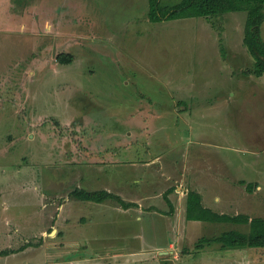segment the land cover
I'll return each instance as SVG.
<instances>
[{
	"label": "rangeland",
	"instance_id": "obj_1",
	"mask_svg": "<svg viewBox=\"0 0 264 264\" xmlns=\"http://www.w3.org/2000/svg\"><path fill=\"white\" fill-rule=\"evenodd\" d=\"M148 13L149 0H0V264H161L157 248L178 242L162 214L180 186L264 218V75L245 73L247 12ZM78 188L142 208L83 201ZM180 222L185 239L162 264H233L236 251L264 264V248H196L249 226ZM57 226L83 246L64 258L42 247Z\"/></svg>",
	"mask_w": 264,
	"mask_h": 264
},
{
	"label": "trees",
	"instance_id": "obj_2",
	"mask_svg": "<svg viewBox=\"0 0 264 264\" xmlns=\"http://www.w3.org/2000/svg\"><path fill=\"white\" fill-rule=\"evenodd\" d=\"M239 11L247 12L244 44L254 59L252 70L245 73L262 77L264 75V41L261 27L264 22V0H149L148 15L152 22H161L186 18L211 19L224 13ZM57 60L60 64L67 65L74 61V57L71 54H59ZM74 195L80 200L96 203H102L108 199L116 200L123 208L133 205L108 191L88 192L77 189ZM186 219L249 226V232L246 233L234 230L225 232L219 237L202 238L196 245L198 250L207 244L214 243L219 244L222 249L264 248V218H251L244 214L235 216L219 214L205 207L201 195L197 192L190 191L187 195ZM8 254V251L0 253L1 256Z\"/></svg>",
	"mask_w": 264,
	"mask_h": 264
},
{
	"label": "crops",
	"instance_id": "obj_3",
	"mask_svg": "<svg viewBox=\"0 0 264 264\" xmlns=\"http://www.w3.org/2000/svg\"><path fill=\"white\" fill-rule=\"evenodd\" d=\"M41 34H42V31H32L30 33V35H32V36H30V38H36V37L40 36ZM56 35H58V34L56 33ZM21 36H23V35H21ZM48 37H52V36L48 34ZM55 37H57V36H55ZM56 60H57V58H56ZM57 62H58V60H57ZM58 64H60V63L58 62ZM107 188L109 190H111L110 187H107ZM78 189H80V188H78ZM176 189L177 190L175 192H173L172 194H169L167 196L168 197L167 198V202H169L172 206L175 205L174 208H173V211L171 212V210H170V213H168L167 211H163L165 213L162 214V216L165 218V225H167V222H169V224L171 225V229L175 231L176 236L178 238V242L177 243H180V241H184L185 238L182 239L180 234L178 236L177 230H183L184 233H185V231H187V229L184 230V228H183L184 226H182V223L180 222V217L183 214V216H184V223H186L188 221L186 219V207H187V195L189 193L188 192L189 190H187V189H185V188H183L181 186L180 187H177ZM76 190L72 191V194H74V192ZM101 191H105V190H101ZM91 192H94V191H91ZM169 192H170V190H169ZM110 193H113V192L110 191ZM113 194H115V193H113ZM115 195H117V194H115ZM179 195H181V196H179ZM183 197L186 199V203H185V200L183 199L185 206L183 208V212L179 213L178 210H176V209L181 204L180 200ZM177 200H179L180 203H178ZM125 201L127 203H131L133 205H131L128 208H123L121 206L123 209H126V210L131 209L135 205L138 206L139 209L142 208L141 207V204H139L138 201H135L133 199L132 200H125ZM202 202H203V205L205 207L210 208L211 210H213V211H215V212H217L219 214H227L225 212L218 211V210H215L214 208H211L209 205H207L204 202L203 198H202ZM144 208H146L147 210L150 209V207H144ZM152 212H153V208H152ZM239 214H242V213H236V215H239ZM232 216H235V215H232ZM248 216H250V215H248ZM250 217L251 218H254L252 216H250ZM52 232H56V235L53 237V239H50L49 238L51 236L46 237V232L43 234V236H42L43 237L42 238V240H43L42 241V247H44L46 250L48 249V251L50 249H53V250L55 249L56 251L59 252L58 253L59 257L64 258V256H66L68 254V252H72L74 249H78V247L83 246L82 245V242L80 240L67 239V241H64L66 238L64 237V235H63L64 233L62 231H60V229H59L58 226L55 227V228H53V231ZM61 233H63V234H61ZM60 236H63L64 238L59 239ZM177 243H170V245L168 247L166 245H163V246L158 247L157 248V251H158V255L157 256L161 260H155L154 263L157 262V261H159L162 264V263H165V262L169 261L170 260L168 258L169 257V254L172 253V252H174V250H172V249L177 245ZM248 249H251V248L241 249V251H248ZM236 250H239V249H236ZM204 257L205 256H202L201 257V261H204ZM232 258H233V264H240L241 261H244L246 259V256H244L243 254L239 253V251H236L233 254ZM86 259H87L86 257L81 256V257H78L76 260L75 259H71V260H69V262H79V261H83V260H86ZM211 259H213V258L211 257ZM121 262H122L121 260H118V263H121ZM215 264H218V263H215Z\"/></svg>",
	"mask_w": 264,
	"mask_h": 264
},
{
	"label": "built area",
	"instance_id": "obj_4",
	"mask_svg": "<svg viewBox=\"0 0 264 264\" xmlns=\"http://www.w3.org/2000/svg\"><path fill=\"white\" fill-rule=\"evenodd\" d=\"M173 253V252H172Z\"/></svg>",
	"mask_w": 264,
	"mask_h": 264
}]
</instances>
